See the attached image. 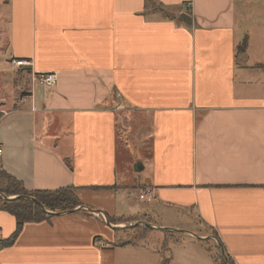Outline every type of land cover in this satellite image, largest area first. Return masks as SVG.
Segmentation results:
<instances>
[{
    "label": "crops",
    "instance_id": "crops-1",
    "mask_svg": "<svg viewBox=\"0 0 264 264\" xmlns=\"http://www.w3.org/2000/svg\"><path fill=\"white\" fill-rule=\"evenodd\" d=\"M3 58L30 64L0 98V168L82 204L24 223L0 264H264V0H0Z\"/></svg>",
    "mask_w": 264,
    "mask_h": 264
},
{
    "label": "trees",
    "instance_id": "trees-1",
    "mask_svg": "<svg viewBox=\"0 0 264 264\" xmlns=\"http://www.w3.org/2000/svg\"><path fill=\"white\" fill-rule=\"evenodd\" d=\"M245 48L246 38H243L237 45V51L242 53ZM0 179L2 180L0 194L6 197L0 198V209L8 212L15 219L13 233L8 238L0 240V246L12 244L24 223L48 220L55 214L73 211L82 204L72 187H62L53 190H27L18 179L7 174L1 168ZM9 196L15 197L7 198ZM107 219L113 222V218L108 217ZM216 258L221 262L219 264H233L223 252H220L215 257V261Z\"/></svg>",
    "mask_w": 264,
    "mask_h": 264
},
{
    "label": "rangeland",
    "instance_id": "rangeland-1",
    "mask_svg": "<svg viewBox=\"0 0 264 264\" xmlns=\"http://www.w3.org/2000/svg\"><path fill=\"white\" fill-rule=\"evenodd\" d=\"M3 59H5V62L0 60V98L7 99V101H11L13 98L17 99L18 97H21L27 93L26 92V90L28 89L27 80H26L27 72L25 71V69H22L20 67L12 68L9 64L11 59L9 58H3ZM35 80H36V76H35ZM0 185H2L1 179H0ZM0 198H2L1 195ZM129 236L133 237L132 238L133 240L131 242H136L139 239L138 236L137 237L133 235H129ZM138 242H142V240H139ZM147 244L150 248L157 249L158 251L161 250V252L167 251V247H166L167 244L169 248H172V245L169 242L164 243L153 239H150ZM202 244L207 248L209 247L212 248L213 251H216V247L212 242L207 243L203 241ZM218 254H216V256H218ZM216 261L218 264L221 263L219 262V260H217V258Z\"/></svg>",
    "mask_w": 264,
    "mask_h": 264
},
{
    "label": "built area",
    "instance_id": "built-area-1",
    "mask_svg": "<svg viewBox=\"0 0 264 264\" xmlns=\"http://www.w3.org/2000/svg\"><path fill=\"white\" fill-rule=\"evenodd\" d=\"M12 68H19L22 66H28L30 64L29 60L26 59H15L11 58L9 62ZM37 82L44 85L45 87H52L57 80V74L55 72H39L35 74ZM2 153V148L0 147V154ZM138 199L145 203H151L154 201V192L150 188H144L138 193ZM100 243V241H98Z\"/></svg>",
    "mask_w": 264,
    "mask_h": 264
},
{
    "label": "water",
    "instance_id": "water-1",
    "mask_svg": "<svg viewBox=\"0 0 264 264\" xmlns=\"http://www.w3.org/2000/svg\"><path fill=\"white\" fill-rule=\"evenodd\" d=\"M181 17L183 18V19H185L187 22H190V19H189V17L186 15V14H181ZM1 195V194H0ZM2 196V198H6L5 196H3V195H1ZM13 197H15V196H10V197H7V198H13ZM79 207H77V208H75V209H78ZM74 209V210H75ZM61 213H63V212H61ZM59 214V213H58ZM105 217V220L106 221H108V219H107V217L106 216H104ZM222 251V250H221Z\"/></svg>",
    "mask_w": 264,
    "mask_h": 264
}]
</instances>
